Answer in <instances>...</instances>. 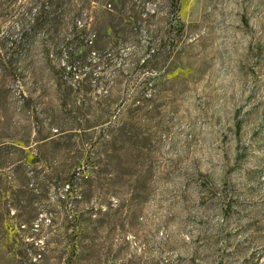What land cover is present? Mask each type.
Listing matches in <instances>:
<instances>
[{"label": "rangeland", "instance_id": "obj_1", "mask_svg": "<svg viewBox=\"0 0 264 264\" xmlns=\"http://www.w3.org/2000/svg\"><path fill=\"white\" fill-rule=\"evenodd\" d=\"M98 1L0 0V264H264V0Z\"/></svg>", "mask_w": 264, "mask_h": 264}, {"label": "trees", "instance_id": "obj_2", "mask_svg": "<svg viewBox=\"0 0 264 264\" xmlns=\"http://www.w3.org/2000/svg\"><path fill=\"white\" fill-rule=\"evenodd\" d=\"M42 3L40 4V10H41V17L38 19L40 20V25L43 26V28H47L48 25L56 26L58 24V21L61 19V15L63 13L71 11V8L74 6L73 0H41ZM91 2L98 3L101 1L98 0H90ZM121 1V0H120ZM128 1V0H127ZM132 1V0H131ZM151 1V0H150ZM168 5L169 9V15L172 17L173 20H175L176 27H180V23L178 20V4L180 0H163ZM114 11L116 8L113 9ZM137 16L136 18L132 19V23L134 24H141V11H136ZM77 16H81L80 9L76 12ZM76 17L70 18V26L68 27V30L70 32L69 35H71V38L69 40H64L63 37H61V33L55 32L53 35H51L50 41L46 43L49 44L54 50H57L58 54H62L64 51V54L66 56V69H68V74L70 76L79 75L83 76L82 81H87L89 79V72L86 73V69L90 68L93 69L95 65H92L91 63H88L87 56L89 55V47L87 43H84L85 37L89 36V33H91V27L89 23L86 22L83 25H76L75 21ZM90 27V28H89ZM93 31V30H92ZM61 32V31H60ZM93 38H97L95 33L92 34ZM95 41V40H94ZM95 44H97V39ZM91 45H93V42H91ZM79 48H84V51L82 53H77V50ZM155 60L152 61L149 60L147 63L152 62L151 66L153 68H157V64H153ZM156 62V61H155ZM137 108V107H136ZM69 189V185H67V190ZM33 251H35V248H32Z\"/></svg>", "mask_w": 264, "mask_h": 264}]
</instances>
